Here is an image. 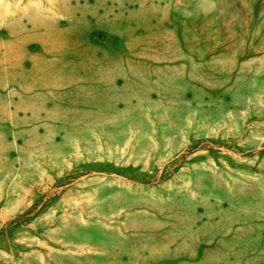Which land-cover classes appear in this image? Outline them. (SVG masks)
Here are the masks:
<instances>
[{
    "label": "rangeland",
    "instance_id": "374dc122",
    "mask_svg": "<svg viewBox=\"0 0 264 264\" xmlns=\"http://www.w3.org/2000/svg\"><path fill=\"white\" fill-rule=\"evenodd\" d=\"M7 96L0 264H264V0H0Z\"/></svg>",
    "mask_w": 264,
    "mask_h": 264
},
{
    "label": "crops",
    "instance_id": "0c3cea01",
    "mask_svg": "<svg viewBox=\"0 0 264 264\" xmlns=\"http://www.w3.org/2000/svg\"><path fill=\"white\" fill-rule=\"evenodd\" d=\"M94 15L97 17V14L94 13ZM100 16L102 15L100 14ZM102 17L104 19L97 18L102 19V21L111 18H105V16ZM7 46L8 48L12 47L9 42L7 43ZM39 50H41L40 46L37 49V52ZM16 93L13 94L12 92V95H20L19 93ZM44 111L43 103L40 101L25 100L16 97L11 98L10 96H7V135L0 134V140H3L4 138L7 139V156L9 157V160H11L12 156H17L15 163L22 165L26 162L25 153L39 152L38 137H41L42 134V128H40L41 124L49 119H54L52 118V115L54 114L53 108L52 110H49V113L47 114H44ZM1 117L2 116H0V120H3ZM12 121H15L17 124L15 129L11 127ZM8 178L15 179L16 181L18 178H21V175L14 173L7 176V179Z\"/></svg>",
    "mask_w": 264,
    "mask_h": 264
}]
</instances>
